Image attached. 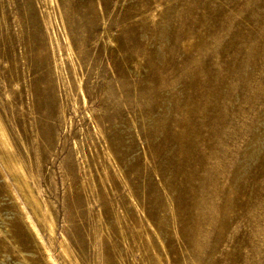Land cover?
I'll list each match as a JSON object with an SVG mask.
<instances>
[{
    "label": "rangeland",
    "instance_id": "374dc122",
    "mask_svg": "<svg viewBox=\"0 0 264 264\" xmlns=\"http://www.w3.org/2000/svg\"><path fill=\"white\" fill-rule=\"evenodd\" d=\"M0 171V264H264V0H0Z\"/></svg>",
    "mask_w": 264,
    "mask_h": 264
},
{
    "label": "bare ground",
    "instance_id": "6f19581e",
    "mask_svg": "<svg viewBox=\"0 0 264 264\" xmlns=\"http://www.w3.org/2000/svg\"><path fill=\"white\" fill-rule=\"evenodd\" d=\"M18 169H19V168H18ZM21 169H22V168H21ZM0 172H1V171H0ZM1 173H2V172H1ZM2 175H3V174H2ZM3 176H4V175H3ZM2 178L4 179L5 177H2ZM4 181H6V180H4ZM9 187H10V186H9ZM10 188H11V187H10ZM10 191H11V190H10ZM12 195H14V193H12ZM13 198H14V196H13ZM15 198H16V197H15ZM31 198H32V197H31ZM17 200H18V199H17ZM17 200H16V201H17ZM34 202H35V201H34ZM20 207H22V206H20ZM21 210H23V209L21 208ZM24 211H25V210H24ZM24 211H23V212H24ZM21 212H22V211H21ZM34 213H35V212H34ZM24 214H25V213H24ZM26 215H27V214H26ZM26 215H25V216H26ZM25 216H24V217H25ZM27 216H28V215H27ZM27 216H26V217H27ZM23 219H24V218H23ZM26 221H27V220H26ZM30 221H31V220H30ZM30 221H29V222H30ZM27 222H28V221H27ZM29 222H28V223H29ZM30 224H31V223H30ZM28 225H29V224H28ZM30 228H31V227H30ZM33 228H34V227H33ZM49 228H50V227H49ZM4 231H5V230H4ZM6 233H7V232H6ZM35 234H36V231H35ZM34 236H35V235H34ZM36 237H38V235H37ZM36 237H35V238H36ZM39 237H40V236H39ZM36 239H38V238H36ZM39 240H40V239H39ZM40 243H41V242H40ZM42 243H43V242H42ZM41 245H42V244H41ZM45 251H46V250H45ZM45 253H46V252H45ZM47 254H48V253H47ZM48 255H50V254H48ZM46 258L48 259V256H47ZM48 260H49V259H48ZM50 261H51V260H50ZM50 263H51V262H50ZM52 263H53V262H52ZM52 263H51V264H52ZM53 264H54V263H53Z\"/></svg>",
    "mask_w": 264,
    "mask_h": 264
}]
</instances>
